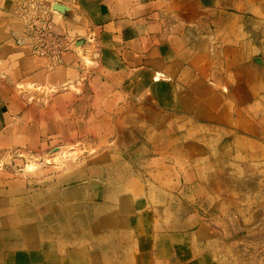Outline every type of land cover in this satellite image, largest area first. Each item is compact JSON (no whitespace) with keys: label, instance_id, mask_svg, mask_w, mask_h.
<instances>
[{"label":"crops","instance_id":"1","mask_svg":"<svg viewBox=\"0 0 264 264\" xmlns=\"http://www.w3.org/2000/svg\"><path fill=\"white\" fill-rule=\"evenodd\" d=\"M22 1L0 0V264H217L204 220L264 189V0H58L79 50L54 69L12 37Z\"/></svg>","mask_w":264,"mask_h":264},{"label":"rangeland","instance_id":"2","mask_svg":"<svg viewBox=\"0 0 264 264\" xmlns=\"http://www.w3.org/2000/svg\"><path fill=\"white\" fill-rule=\"evenodd\" d=\"M204 243L217 264H264V189L223 202L215 210Z\"/></svg>","mask_w":264,"mask_h":264},{"label":"built area","instance_id":"3","mask_svg":"<svg viewBox=\"0 0 264 264\" xmlns=\"http://www.w3.org/2000/svg\"><path fill=\"white\" fill-rule=\"evenodd\" d=\"M58 0H24L16 4L13 14L21 21V28L12 32L15 43L32 57L42 60L48 69L62 64L69 51H78L75 38L59 31L54 21Z\"/></svg>","mask_w":264,"mask_h":264},{"label":"bare ground","instance_id":"4","mask_svg":"<svg viewBox=\"0 0 264 264\" xmlns=\"http://www.w3.org/2000/svg\"><path fill=\"white\" fill-rule=\"evenodd\" d=\"M86 64H87V66H89V67H90V66L93 67V66L96 65V64L90 62L89 60H86ZM58 155H59L61 158H65V157L68 156V154H67L66 152H64V151H63V152H59ZM2 161L9 162V159H8L7 156H4V158L2 159ZM37 163H38V164L40 163V161L38 160V158L28 157V163H27L28 166H35Z\"/></svg>","mask_w":264,"mask_h":264}]
</instances>
